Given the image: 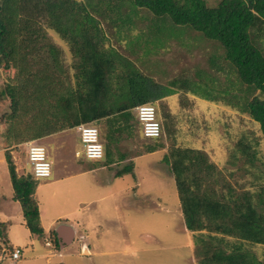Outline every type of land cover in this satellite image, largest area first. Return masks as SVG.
I'll use <instances>...</instances> for the list:
<instances>
[{
	"label": "trees",
	"instance_id": "1",
	"mask_svg": "<svg viewBox=\"0 0 264 264\" xmlns=\"http://www.w3.org/2000/svg\"><path fill=\"white\" fill-rule=\"evenodd\" d=\"M143 20L165 22L188 37L211 42L220 55L210 57L209 66L224 73L227 82L221 95L213 94L214 82L203 71L193 76L182 71L163 93L153 80L134 71L133 62L111 46L101 23L114 28L117 42L123 43L121 33H143ZM49 33L68 50L70 81L59 74L61 53ZM0 70L6 78L0 86V142L12 199L21 205L29 234L44 239L34 200L36 183L16 174L12 148L30 141L40 144L44 137L110 117H116L108 123L111 127L126 124L136 132L140 124L134 108L174 93L224 102L257 124L264 139V0H218L215 5L205 0H0ZM111 86L124 90L126 97L116 108L101 100ZM158 116L164 123L172 118L162 107ZM111 137L103 135L106 146ZM160 138H143L153 140L145 153L166 148L162 161L174 182L184 228L202 235L195 264H262L245 249L264 246V211H258L251 192H235L201 149L175 143L165 147ZM237 145L228 162L235 163L239 153L251 161L248 147L240 141ZM6 228L0 222V242L11 257L14 249L6 244ZM48 238L59 249L54 231Z\"/></svg>",
	"mask_w": 264,
	"mask_h": 264
},
{
	"label": "rangeland",
	"instance_id": "2",
	"mask_svg": "<svg viewBox=\"0 0 264 264\" xmlns=\"http://www.w3.org/2000/svg\"><path fill=\"white\" fill-rule=\"evenodd\" d=\"M205 1L215 5L218 0ZM101 26L111 46L129 56L134 63L133 70L150 77L158 85V93L165 92L169 81L182 71L190 76L197 71L205 72V76L213 80V94L217 96L227 84L225 74L209 66L210 57H219L220 51L211 42L188 37L180 27L143 20L139 25L143 33L139 30L121 33L119 37L125 41L120 43L114 28L106 22ZM49 36L61 53L59 74L70 81L68 50L56 35L49 33ZM5 79L0 70L1 87ZM174 99L172 121L166 125L171 131L163 128L160 141L165 147L175 143L201 149L235 192H251L258 211H264V204L260 203L264 201V139L257 124L221 101L208 102L179 93ZM159 108L156 107L157 111ZM158 119L163 124L160 117ZM75 135L72 131L62 139L54 137L68 145L59 158L50 157L49 178L35 179L31 170L26 172L36 183L34 200L45 233L65 225L73 229L75 238L56 249L51 239L33 237V246L22 248L21 259L16 263L8 259L10 254L0 242V264H195L200 256L198 236L202 235L191 234L184 228L174 182L162 161L166 148L146 154V145L153 140H144L136 133L129 137L112 136L107 143L113 163L88 161L82 156L75 158L74 154L82 149L78 135L74 140ZM99 140L105 144L100 132ZM239 141L248 147L252 160L248 162L239 153L235 163L228 162L229 153L239 147ZM40 144L46 151L53 152L54 144L50 140ZM126 146L132 151L127 153ZM14 149V156L25 160L23 145ZM1 158L3 161V155ZM129 166L133 168L130 171ZM119 172L122 174L114 177ZM12 193L7 165L3 161L0 198L7 200ZM13 207L10 220L18 228L23 227L19 226L22 220L20 203L15 200ZM2 220L0 217V222ZM19 234L18 229L11 231L13 244ZM245 249L264 264V246L245 245Z\"/></svg>",
	"mask_w": 264,
	"mask_h": 264
},
{
	"label": "crops",
	"instance_id": "3",
	"mask_svg": "<svg viewBox=\"0 0 264 264\" xmlns=\"http://www.w3.org/2000/svg\"><path fill=\"white\" fill-rule=\"evenodd\" d=\"M117 52L120 55H122L123 57L128 58L129 60L132 61V59L129 56L123 55L119 51H117ZM123 92H124V90H119V87L118 86H111L108 89V93L105 96H103L104 98H102L101 100H103L106 103V106L107 107L116 108L117 106H120V105H122V104H124L126 102L125 101L126 97L123 95ZM176 94L177 93L170 94L168 96H165L161 100H158V101H155L154 103H149V104H153L156 107L157 106H159V107L163 106L162 108L165 107V109H163L164 112L165 113H168L172 117L174 111L172 109L173 106H172L171 103L174 102V100H175L174 99V96H176ZM161 104H163V105H161ZM156 111H157V109H156ZM134 113H135V110H134ZM115 119H116V117L105 118V119L99 120L96 124L93 125V126H95L97 128L98 133L100 132L101 138H103V135H105L107 132L111 136H115L117 138L120 135H125L124 137H129V136H131L134 133H136V136L137 137H138V134L141 136L140 128L137 129L136 132H133L132 129L131 130H128L126 124H121V125L116 124L114 127H111L108 123L115 121ZM171 121L169 123H167V122L164 123L163 122V124L161 122L162 129L164 128L165 131H166V129H167L166 128V125L168 126L171 123ZM119 126H121V129L120 130H118ZM169 127H171V126H169ZM72 131L75 132L76 135H78V133L76 131V128H74V129H67V130H64L62 132H58V133L52 134L50 136L44 137L43 139H41V140L38 141V142H41V141L43 142L44 140H50V142L52 143V145L54 144L53 145L54 146L53 152L46 151V154H47V157H49L50 163L52 161V160H50L51 158L52 159L55 158V157L59 158L60 156H62L64 150L67 149V145H68L67 142L59 141V139H55L54 137H56V136H60V138L63 137V136L65 137L66 134H70V133H72ZM167 131L170 132L171 130L170 129H167ZM76 135H75V139H74L75 141H76ZM74 140L72 142H74ZM79 144H80V142H79ZM102 146H103V157H102V159L97 160V161H99V162H102L103 161L104 163L110 161V163H113V160H112V157H111V148H109V146H106L105 144L103 145V143H102ZM80 147H81V145H80ZM23 148L25 149L24 145H23ZM125 148L127 149V153L129 151L130 152L132 151V149H129L127 146ZM14 151H16V150L15 149L11 150L10 151V155L12 156V159H13V163H14V166H15V172H16V174L18 176L26 175V172L29 173L30 170H31V169H29V166L30 165L28 164L26 158H25V160H21L19 158V156H14ZM25 152H26V150H25ZM80 153H81V151H80ZM80 153H75L74 154L75 155V158H80V157H76V155H78ZM1 155H3V149L2 148L0 149V157H1ZM25 156H26V154H25ZM3 161L5 162L4 155H3ZM3 161H2V158H1L0 159V165L2 164ZM88 161H90V160H88ZM3 171H4V169H3ZM82 173L83 172H81L80 174H82ZM8 174H9V172H8ZM116 176L119 177L118 173H115L114 174V177H116ZM7 184H8V181H7ZM12 196H13V193L11 194V196H8V199L7 200H5V199L3 200V199L0 198V217H2V219H3L1 222L7 223V227H8V228H6V231H5L6 244L9 245V246H12L13 249H19L20 252H21V249L24 248L25 246L26 247L27 246H30V247L33 246V243H32L33 242V240H32L33 237L29 234L28 230L24 226L23 219L19 222L20 223L19 226H23V227H19L18 228V226L14 225L11 222V220H10L11 219L10 212L12 211L11 209L14 208L13 206H14V203H15V201L12 199ZM40 215L41 214L39 213V221H40ZM13 226H15V227H13ZM67 228L70 230V233L72 234V241H73V239L75 238V233H74V231H73V229L71 227L67 226ZM15 229H18V231L21 234L18 235V238L17 237L14 238L15 239V244H13V237L11 236V231L12 230H15ZM50 231H54L55 237H56V239L58 241V244H59L61 242V239L56 236L55 230L50 229L47 233H45V238H48ZM64 232H66V231H64ZM46 241H48V240H46ZM59 247H60V245H59ZM85 248L87 250V247H85ZM21 255H22V253H21ZM20 259H21V257H20ZM17 261H14V262L11 261V262L16 263Z\"/></svg>",
	"mask_w": 264,
	"mask_h": 264
},
{
	"label": "built area",
	"instance_id": "4",
	"mask_svg": "<svg viewBox=\"0 0 264 264\" xmlns=\"http://www.w3.org/2000/svg\"><path fill=\"white\" fill-rule=\"evenodd\" d=\"M135 116L140 124V133L144 139H157L161 136V127L157 119V111L153 104H142L135 107ZM81 153L76 157L85 160L97 161L103 157V146L99 140V133L95 126L79 125L76 127ZM26 160L30 165L31 173L35 179H46L51 174V163L47 158L45 148L37 142L24 144ZM21 256L19 249H14L10 261H17Z\"/></svg>",
	"mask_w": 264,
	"mask_h": 264
},
{
	"label": "water",
	"instance_id": "5",
	"mask_svg": "<svg viewBox=\"0 0 264 264\" xmlns=\"http://www.w3.org/2000/svg\"><path fill=\"white\" fill-rule=\"evenodd\" d=\"M55 232H56V236L61 239V242L59 243L60 248L71 243L72 234L70 233V230L67 228V226L61 225L55 230Z\"/></svg>",
	"mask_w": 264,
	"mask_h": 264
}]
</instances>
